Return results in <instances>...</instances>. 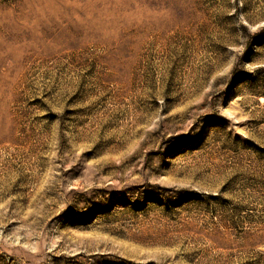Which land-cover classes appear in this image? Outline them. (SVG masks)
I'll use <instances>...</instances> for the list:
<instances>
[{"label":"rangeland","instance_id":"1","mask_svg":"<svg viewBox=\"0 0 264 264\" xmlns=\"http://www.w3.org/2000/svg\"><path fill=\"white\" fill-rule=\"evenodd\" d=\"M0 264H264V0H0Z\"/></svg>","mask_w":264,"mask_h":264}]
</instances>
